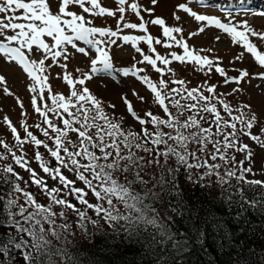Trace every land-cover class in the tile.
<instances>
[{
	"label": "rangeland",
	"instance_id": "1",
	"mask_svg": "<svg viewBox=\"0 0 264 264\" xmlns=\"http://www.w3.org/2000/svg\"><path fill=\"white\" fill-rule=\"evenodd\" d=\"M234 1L225 11L196 0H0V146L22 142V199L71 198L65 215L95 198L113 206L89 136L147 142L158 119L188 134L195 108L210 112L201 123L214 137L204 165L264 187V11Z\"/></svg>",
	"mask_w": 264,
	"mask_h": 264
},
{
	"label": "trees",
	"instance_id": "2",
	"mask_svg": "<svg viewBox=\"0 0 264 264\" xmlns=\"http://www.w3.org/2000/svg\"><path fill=\"white\" fill-rule=\"evenodd\" d=\"M195 109L188 134L158 119L147 142L116 130L98 145L102 135H88L86 149L114 205L95 198L68 216L71 198L22 199L19 148L0 146V264H264V187L216 162L204 165L214 137L201 121L210 112ZM183 111L180 104L172 112L179 127Z\"/></svg>",
	"mask_w": 264,
	"mask_h": 264
}]
</instances>
